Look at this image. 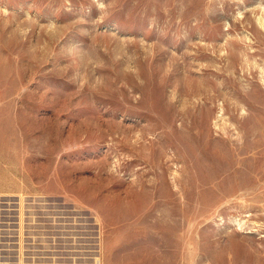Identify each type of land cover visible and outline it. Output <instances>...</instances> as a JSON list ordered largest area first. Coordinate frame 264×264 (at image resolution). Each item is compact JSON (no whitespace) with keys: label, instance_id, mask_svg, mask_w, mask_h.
<instances>
[{"label":"rangeland","instance_id":"1","mask_svg":"<svg viewBox=\"0 0 264 264\" xmlns=\"http://www.w3.org/2000/svg\"><path fill=\"white\" fill-rule=\"evenodd\" d=\"M263 17L0 0V193L95 216L104 264H264Z\"/></svg>","mask_w":264,"mask_h":264},{"label":"built area","instance_id":"2","mask_svg":"<svg viewBox=\"0 0 264 264\" xmlns=\"http://www.w3.org/2000/svg\"><path fill=\"white\" fill-rule=\"evenodd\" d=\"M44 193H0V264H104L96 217Z\"/></svg>","mask_w":264,"mask_h":264},{"label":"bare ground","instance_id":"3","mask_svg":"<svg viewBox=\"0 0 264 264\" xmlns=\"http://www.w3.org/2000/svg\"><path fill=\"white\" fill-rule=\"evenodd\" d=\"M259 18H260V16H259ZM264 18V17H263ZM264 20V19H263ZM262 22H264V21H262V18H261V23ZM254 171H256V172H258V167H257V165H255L253 168H252Z\"/></svg>","mask_w":264,"mask_h":264}]
</instances>
